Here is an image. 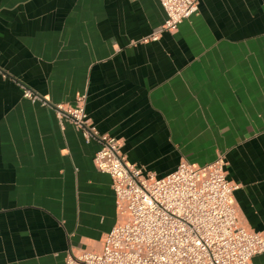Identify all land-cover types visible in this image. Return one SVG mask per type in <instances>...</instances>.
Here are the masks:
<instances>
[{
  "label": "crops",
  "instance_id": "1",
  "mask_svg": "<svg viewBox=\"0 0 264 264\" xmlns=\"http://www.w3.org/2000/svg\"><path fill=\"white\" fill-rule=\"evenodd\" d=\"M199 7L145 42L161 0H0V264H66L124 219L100 143L54 109L83 95L90 123L157 177L225 156L241 221L264 232V0Z\"/></svg>",
  "mask_w": 264,
  "mask_h": 264
},
{
  "label": "built area",
  "instance_id": "2",
  "mask_svg": "<svg viewBox=\"0 0 264 264\" xmlns=\"http://www.w3.org/2000/svg\"><path fill=\"white\" fill-rule=\"evenodd\" d=\"M161 4L166 19L145 42L176 32L200 10L199 0ZM23 96L40 100L28 88ZM54 109L61 124L70 121L86 140L100 143L94 164L112 178L124 216L105 236L101 250L81 249L66 264H255L264 253V232L240 219L235 197L240 184L229 179L225 156L205 165L182 161L172 173L157 177L128 161L121 140L90 123L85 95L75 105Z\"/></svg>",
  "mask_w": 264,
  "mask_h": 264
}]
</instances>
